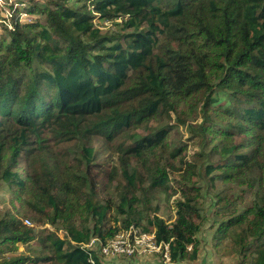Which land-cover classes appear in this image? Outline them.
I'll return each mask as SVG.
<instances>
[{
    "label": "trees",
    "instance_id": "1",
    "mask_svg": "<svg viewBox=\"0 0 264 264\" xmlns=\"http://www.w3.org/2000/svg\"><path fill=\"white\" fill-rule=\"evenodd\" d=\"M76 2L21 0L18 11L0 0V183L20 203L0 219V264H92L89 252L105 264L96 250L82 247L106 236L109 204L93 197L90 171L96 142L120 153L115 205L126 227L139 221V203L151 206L155 189L177 186L176 220L155 214L144 229L169 243L172 262L196 260L200 153L187 160L189 145L177 143L173 132L198 113L200 144L219 156L206 175L255 190L252 203L236 208L217 230H232L246 264H264V0ZM96 18L121 20V28L103 31ZM220 94L228 103L216 106ZM74 140L81 151L73 159L56 151L54 143ZM217 198L218 204L228 200ZM23 218L55 230L28 226ZM33 240L38 255H5Z\"/></svg>",
    "mask_w": 264,
    "mask_h": 264
},
{
    "label": "rangeland",
    "instance_id": "2",
    "mask_svg": "<svg viewBox=\"0 0 264 264\" xmlns=\"http://www.w3.org/2000/svg\"><path fill=\"white\" fill-rule=\"evenodd\" d=\"M9 5H13L15 8L19 9L18 11L23 10L24 6L21 4V0H8ZM20 1V2H17ZM35 0H28L30 5L31 2ZM73 5H76V0H70ZM40 2V1H39ZM42 5V4H41ZM23 7V8H22ZM13 11L8 14L9 19H12ZM23 17V16H21ZM95 21L101 25L103 31H118L120 30L121 20L111 21L108 19H99L96 18ZM118 21V22H117ZM11 22V21H10ZM129 29L127 31H130ZM4 32H0L1 35ZM228 98L224 94L219 95V101L217 104H227ZM174 115V114H173ZM175 117V115H174ZM203 122V117L200 113L195 114V119L186 120L185 123L179 125L174 130V137L176 142L182 141L187 143V160L193 161V155L200 153V157L197 158L196 163L198 166V174L194 176L196 181V187H200L202 190L201 198V208L200 214L196 219L201 224V229L197 233L198 239V258L196 260H184L175 264H246V257L243 255L241 249L238 250V243L235 239V234L231 231L224 232L218 231L217 227L219 226L222 220H226L228 217L233 215L235 209L242 210L249 206L252 203L253 195L255 190L246 185L243 182H236L233 184L220 183L217 180L211 181L209 176L206 175V166L208 163L217 162L219 156L216 154L206 153L201 144L200 138L197 135L201 132V124ZM171 124H177L176 120H172ZM125 134V133H124ZM120 135L118 140H121L122 136ZM56 151L59 154L65 155L73 159L81 151L79 141L74 140L66 143H54ZM97 152L95 155V160L92 161L90 165L91 177L93 178L96 184V193L93 195L94 198L102 200L109 204L106 218L103 221V233L106 234L105 239L101 238L103 241L110 239L112 236L107 235L109 229H116L115 233L127 228L124 223V218L122 213L119 210L118 206L115 204L118 203L120 198V191L122 190L120 179L121 174L123 173V166L121 163L120 153L117 150L110 152L103 148L101 150V143L96 142ZM165 150V149H164ZM162 151H160L161 154ZM124 156V155H123ZM132 169L137 168L139 173L142 172L141 168L131 161ZM118 167V171L115 169ZM19 170L23 172L22 166L19 167ZM174 178L173 174L171 175ZM189 189H192V185L187 186ZM221 194L222 196H227L228 200H224L221 204H218L217 197ZM154 199L150 207L146 208L143 203L138 204V213L137 218L138 222H132L139 229H144L147 227V218L158 214L168 223L173 222L177 218V211L175 207V201L181 196L177 186L175 189H169L167 191L162 189H155L153 191ZM231 202L230 205H234L233 208H222L225 207L226 203ZM159 205V210H155L154 207ZM20 207V203L13 198L11 188L6 182L0 183V219L5 215L7 209L16 211ZM26 218H23V221ZM32 222L31 227H38L39 229H54L49 224L41 225L35 223L31 218ZM96 219L92 216L90 217L89 224L94 228ZM25 223V222H24ZM138 223V224H136ZM55 230V229H54ZM152 231V230H151ZM59 234L62 236L66 233L64 229H60ZM40 246L38 242L33 240L28 244L17 243V248L12 252H6L5 255L12 254H23V255H38ZM96 253L100 260L105 264H164L162 261V256L159 254L156 255H145V256H106L100 254L98 251V245L94 247ZM45 253L52 254V251L49 248H45ZM132 259V260H129ZM137 261V262H136ZM26 264H62L56 260L47 261V262H28Z\"/></svg>",
    "mask_w": 264,
    "mask_h": 264
},
{
    "label": "built area",
    "instance_id": "3",
    "mask_svg": "<svg viewBox=\"0 0 264 264\" xmlns=\"http://www.w3.org/2000/svg\"><path fill=\"white\" fill-rule=\"evenodd\" d=\"M22 5L25 6V3ZM24 222L28 225L32 223L28 218ZM97 245L100 254L106 256L132 257L159 254L164 264H175L171 260L169 243L158 242L155 231L142 230L134 224L116 232L114 236L104 241L100 237L93 236L90 242L83 244L82 247L89 252V250H96L94 247ZM89 253V261L96 264L93 252Z\"/></svg>",
    "mask_w": 264,
    "mask_h": 264
}]
</instances>
